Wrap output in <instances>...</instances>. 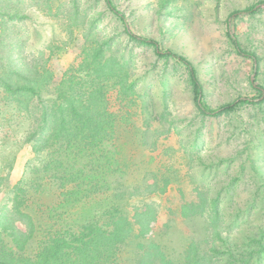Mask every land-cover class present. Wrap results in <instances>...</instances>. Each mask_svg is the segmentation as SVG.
<instances>
[{
    "label": "rangeland",
    "instance_id": "1",
    "mask_svg": "<svg viewBox=\"0 0 264 264\" xmlns=\"http://www.w3.org/2000/svg\"><path fill=\"white\" fill-rule=\"evenodd\" d=\"M114 1L136 34L158 40L195 64L210 106L240 96L256 97L251 80L264 87V11L235 18L232 24L243 48L259 57L257 75L253 63L235 51L225 25L232 12L258 0ZM95 54L118 61L123 67L120 76L128 74V81L135 84L133 94L125 98L115 87L118 79L102 82L118 117L115 147L126 174L119 201L135 209L145 205L155 209L158 220L151 239L165 247L175 264L183 263L194 239L212 264H264V109L203 117L187 68L129 39L104 0H0V73L24 66L50 70L54 80L42 93L47 103L54 102L56 87L65 77L81 84L90 80L86 72L72 70L86 55ZM6 96L0 86V214L13 204L17 186L29 187L21 181L39 162L34 143L29 142V120L17 114ZM164 187L166 191L159 193ZM30 189L28 212L33 218L41 214L39 230V223L48 226L62 210L45 213L44 205L57 203L52 184L42 195ZM110 197L103 195L101 200ZM190 202L199 212L205 209L203 215L182 217V206ZM96 203L83 206L72 218L99 216L102 207ZM58 225L62 227L61 219ZM41 239L39 231L24 255L34 256ZM0 240V248L15 250L4 231ZM228 241L236 258L230 256ZM148 244L129 242L120 255L122 264H137Z\"/></svg>",
    "mask_w": 264,
    "mask_h": 264
},
{
    "label": "trees",
    "instance_id": "2",
    "mask_svg": "<svg viewBox=\"0 0 264 264\" xmlns=\"http://www.w3.org/2000/svg\"><path fill=\"white\" fill-rule=\"evenodd\" d=\"M104 2L110 13L123 24L129 39L150 46L158 57L174 59L187 68L193 96L203 117L220 118L240 110L264 109V87L256 80H251L258 94L256 97L240 96L218 107L210 106L205 99L199 71L190 59L165 49L154 38L136 34L128 16L115 1ZM263 11L264 0H258L232 12L225 22L232 46L239 55L253 63L256 75L259 57L243 48L232 24L235 18L252 17ZM27 68L11 69L3 72L5 75L0 73V86L5 89L6 97L13 104L11 106L32 126L29 142L32 140L34 143L33 152L39 159L38 165L32 166L31 173L21 181L23 185L29 184V187L17 186L13 204L1 211L0 238L4 231L14 243L15 250L13 246L7 251L0 248V264H122L120 255L133 239L149 242L145 250L138 254L137 264H175L164 251L165 247L151 239L156 233L158 220L155 209L150 205L135 209L118 199L124 194L121 188L126 174L115 147L118 117L111 111L102 82L110 77L118 79L115 87L125 98L130 97L135 84L128 81V74L120 76L122 65L118 61L112 63L109 59L99 58L96 54L92 57L86 55L79 69L72 71L75 74L86 72L85 77L90 80L81 84L65 77L56 87L52 104L42 99V93L54 80L53 73L46 69L37 70L36 67ZM47 184L55 187L57 203L44 205V212L51 215L53 211L62 210V215H58L59 218L51 217L48 226L39 223L41 227L38 230L37 221L42 216L40 213H36L34 218L31 216L27 200L31 186L36 194L42 195L47 192ZM166 188L160 189L159 193H164ZM103 195L111 197L101 200ZM90 202H97L96 205L100 203L102 210L99 216L79 215L72 218ZM181 210L182 217L186 218L205 212V209L199 212L195 202L183 205ZM215 213H219L218 207ZM21 218L26 225H23ZM60 219L62 227L58 225ZM211 223L210 220L209 225ZM61 228L64 229L59 230ZM39 231L42 239L36 254L32 257L24 255L27 244ZM218 235L223 238L221 232ZM199 244L195 239L190 242L182 264H212L210 257L201 255ZM213 248L217 250L218 246ZM228 250L230 256L236 258L229 241ZM261 251H264V245ZM245 264H250V261H245Z\"/></svg>",
    "mask_w": 264,
    "mask_h": 264
}]
</instances>
